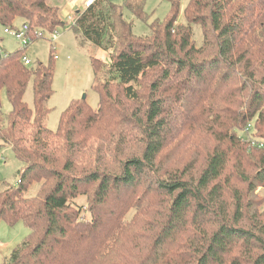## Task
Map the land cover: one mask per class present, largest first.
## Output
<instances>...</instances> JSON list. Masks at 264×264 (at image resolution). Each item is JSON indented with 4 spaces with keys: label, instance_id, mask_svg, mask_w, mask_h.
Wrapping results in <instances>:
<instances>
[{
    "label": "trees",
    "instance_id": "16d2710c",
    "mask_svg": "<svg viewBox=\"0 0 264 264\" xmlns=\"http://www.w3.org/2000/svg\"><path fill=\"white\" fill-rule=\"evenodd\" d=\"M144 3L94 0L78 12L75 35L111 52V62L91 58L97 107L72 102L55 131L45 125L54 56L29 68L23 50H0V91L10 104L5 121L0 112V149L9 146L22 164L17 184L0 191V222L29 229L5 264H264V212L254 195L264 188V152L253 163L257 151L247 154L235 134L254 122L264 139V0H189L184 25L176 23L179 0H170L166 20L139 38L124 11L146 22ZM17 21L32 42L64 26L45 0H0V27ZM154 70L150 97L134 113L129 105L144 96L136 83ZM126 126L139 133V153L89 167L96 140L120 138ZM192 133L201 141H189Z\"/></svg>",
    "mask_w": 264,
    "mask_h": 264
},
{
    "label": "rangeland",
    "instance_id": "374dc122",
    "mask_svg": "<svg viewBox=\"0 0 264 264\" xmlns=\"http://www.w3.org/2000/svg\"><path fill=\"white\" fill-rule=\"evenodd\" d=\"M117 5H123L125 0H109ZM189 0H179L178 13L176 16V23L180 25L186 24L184 17V9L186 8ZM86 7V4H85ZM170 12V0H145L144 13L147 16V21L144 22L141 19L135 18L128 11H124V18L126 21L132 24V33L139 38H146L150 35V24L152 22H163L166 20ZM66 24V23H65ZM65 32L63 28H57L59 37L55 42L51 41V34L44 33L43 37L32 42L26 49L23 50L22 56L26 57L30 61L29 68H34L36 63L46 64L50 60L49 57L56 56L53 61V83H52V96L48 101V107L50 113L48 114L45 125L51 131H55L60 113L66 110L72 102L81 100L85 97V102L91 107L96 109L98 103V95L93 89V72L91 67V58H96L104 65L108 66L111 62V52L105 51L102 48H98L83 40L81 37H77L74 33V29ZM4 29L0 27V50L5 53H13L20 51L22 48L16 43V41L9 35L4 34ZM192 39L197 47L202 44L201 30L198 25L192 26ZM158 71H149L143 77L139 78L136 83V87L144 95L141 99V106H131L132 111L138 113L142 111L144 101L150 97L149 85L152 80L156 78ZM106 81V80H105ZM99 84H103L101 78ZM31 83L28 84L23 100L30 106L31 105ZM121 96V95H120ZM120 101H124L120 98ZM128 104V103H124ZM245 105V104H244ZM243 105V106H244ZM243 106L241 110L243 109ZM124 107V105L122 106ZM238 108V107H236ZM10 111V104L7 101L4 90L0 91V112L1 117L5 121L6 115ZM131 113L128 108L125 109L123 114L126 116ZM168 119L170 128L178 126L174 113L170 112L165 115ZM251 124L254 125V122ZM248 126V124H247ZM247 126H242L235 130V134L240 138L247 148V154L252 151L257 153L250 154L253 163L258 165V154L261 148L258 143H264V139L261 138V134L258 132L256 124L249 130H246ZM121 137L116 138L114 136L109 137V141H105L104 138L96 140L94 149L86 155V163L89 167H100L103 162H116L123 160L127 157L125 152L139 153V133L137 129L131 126L122 128ZM121 146L118 141L121 139ZM196 139L200 142V136L196 133H192L189 141ZM208 139V138H206ZM117 143L116 151L111 156L107 149L113 148L114 141ZM120 149V150H119ZM259 150V151H258ZM72 158V155H71ZM250 159V158H249ZM22 169V164L19 163L9 146H3L0 149V191L4 185L15 186L18 181V171ZM255 173L250 168L248 170V176H253ZM38 185H32L29 189V195L34 196L38 191ZM245 184L239 187L240 190H245ZM255 196L260 200V212H264V188L259 187L255 191ZM75 204L85 205V198L76 199ZM29 234L27 229L22 223L10 227L5 222H0V264H5V260L9 257L11 251L20 245Z\"/></svg>",
    "mask_w": 264,
    "mask_h": 264
},
{
    "label": "built area",
    "instance_id": "2783aa9c",
    "mask_svg": "<svg viewBox=\"0 0 264 264\" xmlns=\"http://www.w3.org/2000/svg\"><path fill=\"white\" fill-rule=\"evenodd\" d=\"M94 2V0H87L86 3V7L90 6L92 3ZM78 14H70L66 20L63 22L64 26L62 27L64 31H68L70 29H72V27L75 25L76 20H77ZM66 23V24H65ZM4 34L11 36L16 43L22 48L21 50L26 49L31 43H32V37L33 34L29 32L27 25H20V26H14L12 28H6L4 29ZM37 37L41 38L42 34H36ZM59 37V33L57 30H55L54 32L51 33V41L55 42ZM57 57L54 55V59H56ZM22 63L25 66H29L30 65V61L22 56L21 58ZM252 127V124H249L246 128V130H249ZM264 152V143H258L257 144Z\"/></svg>",
    "mask_w": 264,
    "mask_h": 264
},
{
    "label": "crops",
    "instance_id": "0c3cea01",
    "mask_svg": "<svg viewBox=\"0 0 264 264\" xmlns=\"http://www.w3.org/2000/svg\"><path fill=\"white\" fill-rule=\"evenodd\" d=\"M86 1L87 0H45V3L48 6L57 9L59 19L64 22L70 14L77 15L79 11L85 9ZM20 25L21 21L15 23V26L17 27Z\"/></svg>",
    "mask_w": 264,
    "mask_h": 264
},
{
    "label": "water",
    "instance_id": "95a60500",
    "mask_svg": "<svg viewBox=\"0 0 264 264\" xmlns=\"http://www.w3.org/2000/svg\"><path fill=\"white\" fill-rule=\"evenodd\" d=\"M82 100H85V97H82Z\"/></svg>",
    "mask_w": 264,
    "mask_h": 264
},
{
    "label": "bare ground",
    "instance_id": "6f19581e",
    "mask_svg": "<svg viewBox=\"0 0 264 264\" xmlns=\"http://www.w3.org/2000/svg\"><path fill=\"white\" fill-rule=\"evenodd\" d=\"M86 3H87V1H86Z\"/></svg>",
    "mask_w": 264,
    "mask_h": 264
}]
</instances>
